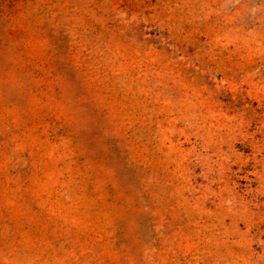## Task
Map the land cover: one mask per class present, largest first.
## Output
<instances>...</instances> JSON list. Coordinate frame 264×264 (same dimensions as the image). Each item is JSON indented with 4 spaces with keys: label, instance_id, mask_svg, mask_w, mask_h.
<instances>
[{
    "label": "rangeland",
    "instance_id": "obj_1",
    "mask_svg": "<svg viewBox=\"0 0 264 264\" xmlns=\"http://www.w3.org/2000/svg\"><path fill=\"white\" fill-rule=\"evenodd\" d=\"M0 264H264V0H0Z\"/></svg>",
    "mask_w": 264,
    "mask_h": 264
}]
</instances>
